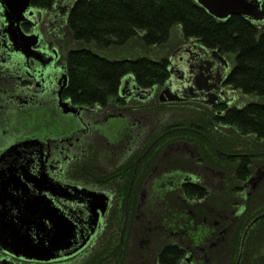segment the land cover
Returning <instances> with one entry per match:
<instances>
[{"label":"flooded vegetation","instance_id":"flooded-vegetation-1","mask_svg":"<svg viewBox=\"0 0 264 264\" xmlns=\"http://www.w3.org/2000/svg\"><path fill=\"white\" fill-rule=\"evenodd\" d=\"M72 2L54 0L48 9L32 0L14 32L4 31L0 4V214L17 227H31L33 215L54 214L45 215L44 231L53 218L66 216L72 228L70 245L54 256L24 257L6 246L1 220L7 215L1 217L0 264H160L162 244L174 230L162 237L156 204L183 184L210 176L198 145L177 134L194 131L206 138L205 124L217 130L222 126L213 118L238 106L241 93L226 83L232 60L181 38L166 57L173 66L167 80L180 100L159 99L166 80L141 95H118L104 108L77 105L65 95ZM254 2L257 17L234 15L264 29V0ZM31 40L36 46H24ZM183 112L192 126L163 129L156 120L160 113L174 119ZM211 173V180L224 176ZM240 213L241 207L232 212ZM199 263L210 259L190 248L179 262Z\"/></svg>","mask_w":264,"mask_h":264},{"label":"trees","instance_id":"trees-1","mask_svg":"<svg viewBox=\"0 0 264 264\" xmlns=\"http://www.w3.org/2000/svg\"><path fill=\"white\" fill-rule=\"evenodd\" d=\"M53 2L33 0L48 9ZM66 25L76 45L64 58L65 95L80 106L106 107L118 98L127 75L142 89L163 86L169 77L166 54L136 52L134 57L118 58L114 51L165 48L174 28L181 38L231 58L226 83L258 99L229 107L213 118L230 131L229 136L211 123L205 124L207 139L194 131L178 132V138L198 145L200 161L208 167L205 174L211 177V170H220L224 176L216 188H210L207 179L183 184L160 211L162 237L174 230L162 244L160 264H179L188 248L209 258V264H235L244 229L264 212V29L239 15L218 20L193 0H73ZM189 122L173 121L163 129L192 126ZM244 138L250 140L240 143ZM257 166L263 175L245 194L241 213L235 217L239 193L252 181ZM239 264H264V217L249 228Z\"/></svg>","mask_w":264,"mask_h":264},{"label":"water","instance_id":"water-1","mask_svg":"<svg viewBox=\"0 0 264 264\" xmlns=\"http://www.w3.org/2000/svg\"><path fill=\"white\" fill-rule=\"evenodd\" d=\"M32 0H0V4L2 7V15L5 18L3 22L4 31H16L19 28L20 17L22 12L29 7L30 2ZM199 6L203 7L209 14L219 20H225L231 15L240 14V15H248L257 17L258 8L256 2L254 0H194ZM41 13V10H34L33 13ZM260 17V16H259ZM35 26L34 23H32ZM15 28V30H14ZM32 39L35 38V34L28 35ZM26 47H34L36 46V42L34 40L27 41ZM200 49H205L203 45H198ZM169 75H172L173 66L169 65L167 67ZM167 86L161 91L159 95V99L161 101H176L180 100L178 94L172 90L171 85H169V80L166 82ZM148 90L140 88L136 83L134 78L131 75L125 76L119 87L118 94L120 96L129 95L127 92L134 93L135 95H141L146 93ZM2 199H0V203ZM3 204V203H2ZM1 204V205H2ZM5 207V206H3ZM2 207V208H3ZM103 209V205L101 206ZM45 213L43 216L34 217L32 216L31 222L27 220V222L31 223V227L24 225H16L11 224L13 221L12 217H10L7 213L0 214L1 217H6L1 220L2 232L3 235H6V239L9 245H6L9 249H15L16 251L21 252L24 257L38 258V259H48L53 255L54 251H58L60 249H65L70 245L71 232L72 228L70 227L69 221L66 216L61 221H57V218H53V225L47 229L46 231L42 230V227L47 220L45 219ZM48 216H52L54 214H47ZM26 216V215H24ZM47 216V217H48ZM264 217V212L256 215L246 226L243 231L240 240L239 252L236 259L235 264L240 263L243 245L245 241L246 234L252 224ZM49 220V218H48ZM58 222H56V221ZM26 221V220H24ZM24 221H20V223H26ZM50 221V220H49ZM4 224V225H3ZM41 225V226H40ZM39 228V229H38ZM43 231V233H42ZM42 233V234H41ZM53 251V252H52ZM52 252V253H51Z\"/></svg>","mask_w":264,"mask_h":264},{"label":"rangeland","instance_id":"rangeland-1","mask_svg":"<svg viewBox=\"0 0 264 264\" xmlns=\"http://www.w3.org/2000/svg\"><path fill=\"white\" fill-rule=\"evenodd\" d=\"M63 3L64 2L61 1L60 6H63ZM67 32H68V30H67ZM68 36L70 38L68 47L69 48L74 47L76 45V43L71 39L70 34H68ZM180 39H181V36H180L179 30L177 28H174L172 30V34H171L170 41H169L168 45L165 48H155V47H153V48H150L148 50H144V49H141V47H140V48H136V50H132V51L129 50V48H128V50L127 49H121V50H118L116 52L114 51V55H116L115 57H118V58H120V57H134L132 54H134V53L136 54V52L137 53H144V52L148 53L149 52L153 57H158L162 52L164 54H166V55H169V53L174 49V47L180 41ZM232 63L233 62L231 61V64ZM255 99H258V98L256 96H253V95H244V94H241L239 96L238 100L236 101V103L238 104V106H241V105H243V103H245V102H247L249 100H255ZM166 109H168V108L166 107ZM186 115H187V112H183L182 114L179 113L173 119L170 116L166 117L165 115H163L162 113H160V114L156 115V117H158L156 120H157V122L159 124H161L160 126H163V125H166L169 122L174 121V120L175 121L182 120V119H184L186 117ZM217 130L219 132H221V133H226L228 136L231 135V134H228V133H230V131H228L226 128H222V127H219L218 126V129ZM248 139L250 140V138H244V140L241 141L240 143H244ZM237 146L240 147V144H238ZM258 167L259 166H257L254 170H257ZM259 172H261V171H259V169H258V171H254L253 172L252 181L249 184H247V186L243 189V191H241L239 193V196L237 198V202H238L237 209H239L242 206L243 201H244L245 194L248 191H250V189L252 187H254V185H256L260 181V179H261V177L263 175V170H262V174L259 173ZM206 179L207 180H210V182H211L210 188H214V187L216 188L219 185V183L221 182L218 178L217 179L215 178V179L211 180V178L208 177V178H205V180ZM171 202H172V200H171V197L170 196H167L165 198H162L156 204L157 210L162 211V209L165 206H167L169 203H171Z\"/></svg>","mask_w":264,"mask_h":264}]
</instances>
